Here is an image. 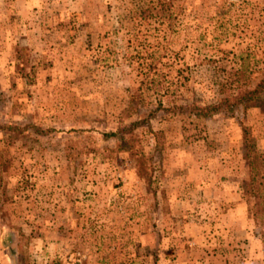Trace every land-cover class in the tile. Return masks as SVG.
<instances>
[{
    "label": "rangeland",
    "instance_id": "obj_1",
    "mask_svg": "<svg viewBox=\"0 0 264 264\" xmlns=\"http://www.w3.org/2000/svg\"><path fill=\"white\" fill-rule=\"evenodd\" d=\"M262 79L264 0H0V264H264V106L108 135Z\"/></svg>",
    "mask_w": 264,
    "mask_h": 264
},
{
    "label": "trees",
    "instance_id": "obj_2",
    "mask_svg": "<svg viewBox=\"0 0 264 264\" xmlns=\"http://www.w3.org/2000/svg\"><path fill=\"white\" fill-rule=\"evenodd\" d=\"M239 105L244 107L264 106V79L260 80L256 86L241 89L236 94L232 96L223 97L216 103L200 104L196 101H193L187 104H176L172 107H163L160 105L156 108L150 109L144 117H140L136 121L132 122L129 126L120 127V129L118 130L110 131L108 135L120 136L122 138L124 134L131 133L137 127L143 126L144 124L148 123L151 118L157 116V111L160 109H163L166 112L172 113L174 115L186 114L188 116L195 117L196 119H208L231 114L236 110L237 106ZM31 128H34V130L40 134H45L47 132H50L51 130H54V128L46 129L41 127L40 125H32L29 123H8L0 120V132L9 131L12 132L15 136L26 133ZM1 155L2 154L0 153V162ZM246 157L250 166V175L245 180L244 185L246 187V194L251 195L253 193V185L256 181V173L254 172V157L253 155H251L250 150L246 151ZM1 179L2 170L0 168V180ZM260 203H264V197H262Z\"/></svg>",
    "mask_w": 264,
    "mask_h": 264
}]
</instances>
